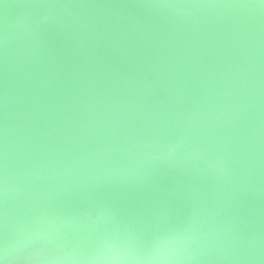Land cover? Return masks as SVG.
<instances>
[{
	"label": "water",
	"instance_id": "95a60500",
	"mask_svg": "<svg viewBox=\"0 0 264 264\" xmlns=\"http://www.w3.org/2000/svg\"><path fill=\"white\" fill-rule=\"evenodd\" d=\"M264 264V2L0 0V260Z\"/></svg>",
	"mask_w": 264,
	"mask_h": 264
},
{
	"label": "clouds",
	"instance_id": "9594fccd",
	"mask_svg": "<svg viewBox=\"0 0 264 264\" xmlns=\"http://www.w3.org/2000/svg\"><path fill=\"white\" fill-rule=\"evenodd\" d=\"M0 264H5V261L0 260ZM137 264H168V262L161 252L156 251L143 259L138 258Z\"/></svg>",
	"mask_w": 264,
	"mask_h": 264
},
{
	"label": "snow or ice",
	"instance_id": "6c2138e0",
	"mask_svg": "<svg viewBox=\"0 0 264 264\" xmlns=\"http://www.w3.org/2000/svg\"><path fill=\"white\" fill-rule=\"evenodd\" d=\"M261 2H264V0H261Z\"/></svg>",
	"mask_w": 264,
	"mask_h": 264
}]
</instances>
